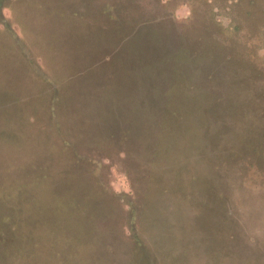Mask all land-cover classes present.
<instances>
[{"label":"rangeland","instance_id":"rangeland-1","mask_svg":"<svg viewBox=\"0 0 264 264\" xmlns=\"http://www.w3.org/2000/svg\"><path fill=\"white\" fill-rule=\"evenodd\" d=\"M0 264H264V0H0Z\"/></svg>","mask_w":264,"mask_h":264}]
</instances>
